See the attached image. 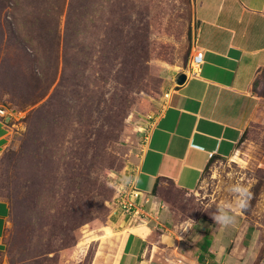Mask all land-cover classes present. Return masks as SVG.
Returning a JSON list of instances; mask_svg holds the SVG:
<instances>
[{
    "label": "rangeland",
    "instance_id": "rangeland-1",
    "mask_svg": "<svg viewBox=\"0 0 264 264\" xmlns=\"http://www.w3.org/2000/svg\"><path fill=\"white\" fill-rule=\"evenodd\" d=\"M71 1L0 0V107L9 125L0 200L10 206L0 264L115 263L120 178L134 175L164 82L184 72L195 44L193 0H74L67 30ZM254 89L264 96V70ZM235 182L252 194L243 213L264 230V123H251L195 190L161 180L155 193L173 228L213 219Z\"/></svg>",
    "mask_w": 264,
    "mask_h": 264
},
{
    "label": "crops",
    "instance_id": "crops-1",
    "mask_svg": "<svg viewBox=\"0 0 264 264\" xmlns=\"http://www.w3.org/2000/svg\"><path fill=\"white\" fill-rule=\"evenodd\" d=\"M199 74L182 85L164 82L161 106L144 134L135 176L150 215L138 224L115 209L111 226L121 235L114 264H264V230L241 212L224 227L214 219L170 227L166 202L153 192L161 180L191 192L216 158L232 156L251 123H264V96L254 89L264 70V0H193ZM165 94H168L165 96ZM0 117V154L9 125ZM147 199V201H145ZM9 204L0 200V244Z\"/></svg>",
    "mask_w": 264,
    "mask_h": 264
},
{
    "label": "built area",
    "instance_id": "built-area-1",
    "mask_svg": "<svg viewBox=\"0 0 264 264\" xmlns=\"http://www.w3.org/2000/svg\"><path fill=\"white\" fill-rule=\"evenodd\" d=\"M203 63V51L196 49L195 44L192 47V55L188 67L184 70L186 78H192L199 74L200 67ZM168 94H165L167 96ZM7 115L6 109L0 107V117ZM141 192L134 186H128L126 189L119 191L114 200L115 209L120 210L123 214L130 216L136 223H146L150 215L144 210L141 201ZM147 201V199L145 200Z\"/></svg>",
    "mask_w": 264,
    "mask_h": 264
},
{
    "label": "clouds",
    "instance_id": "clouds-1",
    "mask_svg": "<svg viewBox=\"0 0 264 264\" xmlns=\"http://www.w3.org/2000/svg\"><path fill=\"white\" fill-rule=\"evenodd\" d=\"M138 182V176L123 175L120 178L119 185L123 189L128 186H134ZM109 187H113V185L109 184ZM227 191L231 194V199L217 205L216 214L212 215L215 223L224 227L233 224L237 216L248 208L252 195L249 188L242 182L231 184L228 186ZM191 227V224H187L182 229L187 231Z\"/></svg>",
    "mask_w": 264,
    "mask_h": 264
},
{
    "label": "trees",
    "instance_id": "trees-1",
    "mask_svg": "<svg viewBox=\"0 0 264 264\" xmlns=\"http://www.w3.org/2000/svg\"><path fill=\"white\" fill-rule=\"evenodd\" d=\"M86 9H87V8H86ZM88 13H89L88 11L85 12V10H84V12H82L80 15H81L82 17H84L85 20H86V19L88 18ZM74 14H75V5H74V0H72V1L70 2V4H69L68 12H67V20H66V28H67V30H70V28L76 24V21H74V20L72 19V17H73ZM245 133H246V132H245ZM245 133L243 134V136H242L241 139L244 138ZM156 190H157V188H156V186H155L154 189H153V192L155 193Z\"/></svg>",
    "mask_w": 264,
    "mask_h": 264
},
{
    "label": "water",
    "instance_id": "water-1",
    "mask_svg": "<svg viewBox=\"0 0 264 264\" xmlns=\"http://www.w3.org/2000/svg\"><path fill=\"white\" fill-rule=\"evenodd\" d=\"M187 78H186V74L185 72H180L177 74V76L174 79V82L176 85H182L186 82Z\"/></svg>",
    "mask_w": 264,
    "mask_h": 264
}]
</instances>
